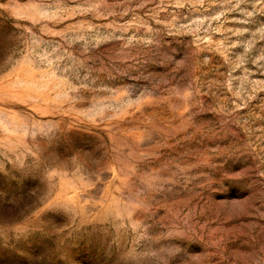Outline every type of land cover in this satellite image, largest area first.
Wrapping results in <instances>:
<instances>
[{"label": "rangeland", "instance_id": "obj_1", "mask_svg": "<svg viewBox=\"0 0 264 264\" xmlns=\"http://www.w3.org/2000/svg\"><path fill=\"white\" fill-rule=\"evenodd\" d=\"M0 264H264V0H0Z\"/></svg>", "mask_w": 264, "mask_h": 264}]
</instances>
